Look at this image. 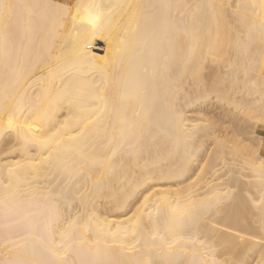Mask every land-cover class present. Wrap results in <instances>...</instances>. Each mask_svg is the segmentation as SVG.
<instances>
[{
    "label": "bare ground",
    "instance_id": "obj_1",
    "mask_svg": "<svg viewBox=\"0 0 264 264\" xmlns=\"http://www.w3.org/2000/svg\"><path fill=\"white\" fill-rule=\"evenodd\" d=\"M4 2L0 264H259L264 0Z\"/></svg>",
    "mask_w": 264,
    "mask_h": 264
},
{
    "label": "rangeland",
    "instance_id": "obj_2",
    "mask_svg": "<svg viewBox=\"0 0 264 264\" xmlns=\"http://www.w3.org/2000/svg\"><path fill=\"white\" fill-rule=\"evenodd\" d=\"M103 45V43H100V46H102ZM210 62H212V61H210ZM210 62H207V63H209V65H212V63L210 64ZM204 72V73H203ZM202 73L203 74H205V73H207V70H205V69H203V71H202ZM253 95H255L256 96V94H253ZM209 97L210 98H206V100H207V102L204 100V102H206V103H204V102H202V105L200 106L201 108L203 107L204 109L206 108V110L208 111V109H209V111H211L210 113V116H212V114L215 116V117H219V113L220 112H222V110H224V109H228L229 111H234L233 113H235V115H237L236 117H240L241 116V108H239V106H236V105H234L232 102H226L225 103V101H221V103H219L220 101H219V99L217 98H215L216 96H214V94H212V95H209ZM251 97V96H250ZM213 99V100H210V99ZM214 98L216 99V101L214 100ZM210 101V102H209ZM219 101V102H218ZM215 104H214V103ZM207 103H209L208 105H207ZM223 103V104H222ZM227 103H229V104H227ZM231 103V104H230ZM253 103V102H252ZM221 104H222V107H220L221 106ZM204 105V106H203ZM221 108H219L218 106ZM228 105V108L226 107ZM254 105V104H253ZM252 105V106H253ZM223 106L225 107L224 109H223ZM251 106V105H250ZM210 107V108H209ZM215 107V108H214ZM217 107V108H216ZM231 107V108H230ZM234 107H235V109H234ZM237 107L239 108V109H237ZM212 108V109H211ZM217 109V110H216ZM234 109V110H233ZM236 109H237V111H236ZM252 109H255V108H252ZM216 110V111H215ZM220 110V111H219ZM215 111V112H214ZM217 111H218V113H217ZM239 111V112H238ZM213 112V113H212ZM208 114H209V112H208ZM219 114V115H218ZM214 116H212L213 118H214ZM209 117V116H208ZM215 119V118H214ZM230 119V118H229ZM229 119H227V118H222V120H221V118L218 120V124L219 123H221V121H222V125H224V126H226V129L230 132V131H233L235 128L236 129H238L236 126L238 125V122L236 121V122H234L235 121V119H237V118H235V119H230V122H229ZM234 120V121H233ZM238 120V119H237ZM220 121V122H219ZM236 123H237V125H236ZM221 124H219L218 125V128L219 127H221L222 125ZM221 125V126H220ZM232 125H235V128H234V126H232ZM224 126H222L221 127V129L224 127ZM239 127V126H238ZM225 128V127H224ZM232 128V129H231ZM230 129V130H229ZM235 131H237V130H234L232 133L230 132L229 134H232V136H233V138H234V136H236V134L235 133H237V136H236V138H238V141L237 142H239L240 141V139H242L243 137L244 138H246V143H249L251 146L254 144V141L249 137V138H247V136L245 137V135L243 134H238V132H235ZM238 131H239V129H238ZM233 133H234V135H233ZM235 139V138H234ZM209 143H211V141L210 140H207V145L209 144ZM205 144V145H206ZM207 145L206 146H204V148L205 147H207ZM256 146H253V148H255ZM204 148H203V150H204ZM213 149V144L212 145H210L209 144V147H208V152L209 151H211ZM259 151H261V150H259ZM263 151V150H262ZM261 153V152H260ZM260 153H258V154H260ZM202 154V153H201ZM203 155V154H202ZM240 161H241V157L240 156H235V154H227V155H225V158H224V160L223 161H220L219 163H218V166L220 167V170L221 171H223V172H225V171H227V168L229 167V166H231V165H238L239 163H240ZM243 172L244 173H246V174H249L250 173V171L249 170H247V169H245V170H243ZM254 259V258H253ZM257 259V261H259V259L258 258H256ZM257 261H254V263L256 262L257 264H258V262Z\"/></svg>",
    "mask_w": 264,
    "mask_h": 264
},
{
    "label": "snow or ice",
    "instance_id": "obj_3",
    "mask_svg": "<svg viewBox=\"0 0 264 264\" xmlns=\"http://www.w3.org/2000/svg\"><path fill=\"white\" fill-rule=\"evenodd\" d=\"M0 7L3 8H7L9 7V5H7L4 0H0ZM12 121H9V124L11 125ZM26 143L27 144H36V145H40V144H45L47 143V141H43V140H39V139H35V138H31V139H26ZM262 167H264V165H262ZM201 171H203V168L201 169ZM145 199L147 200L148 197H145ZM261 202L262 204H264V193L261 194ZM262 227H264V217H262V221H261ZM62 237H66L68 239L73 238V225L69 224L68 227L65 229V231L63 233H61ZM53 254L55 255V252H53ZM259 264H264V259H262Z\"/></svg>",
    "mask_w": 264,
    "mask_h": 264
}]
</instances>
